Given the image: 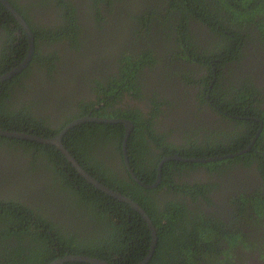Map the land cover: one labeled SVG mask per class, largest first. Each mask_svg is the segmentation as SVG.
<instances>
[{
	"label": "trees",
	"instance_id": "trees-1",
	"mask_svg": "<svg viewBox=\"0 0 264 264\" xmlns=\"http://www.w3.org/2000/svg\"><path fill=\"white\" fill-rule=\"evenodd\" d=\"M161 2L160 5L164 9L166 7L165 10L151 5L147 6L146 14L144 13L142 16V20L145 22L143 26L146 25L144 26L146 33L142 29L137 37L147 41L154 31V38L159 37L158 39H160L161 37L165 41H169L174 35L170 32L174 29L178 32L176 42L178 46L182 47L179 49L180 53L176 52L175 55L166 57L169 62L176 61L175 59L180 57L177 59L178 61L185 60L192 63L195 60L198 63H204L203 67L212 76L203 77L202 80L205 86L207 85L206 89H210V85L213 86L209 93L211 100L223 101L224 110L230 112L231 116L243 117L241 120L235 119L239 124L238 128L243 129L238 130L236 124L228 128L226 141L224 140L225 143L221 148H228L236 152L238 148L239 150L246 149L261 126L255 119L262 120L264 125V85L261 86L260 81L258 84L254 81L255 73L249 74L243 71L245 65L248 64L246 70H262L260 73L264 75V0H161ZM16 6L18 7V5ZM3 10L5 9L0 4V12ZM73 13L72 10L68 16V23L69 21L72 23ZM187 21H191V24L193 21L192 25H196V28H203L204 32H201L209 35L211 43L206 50L208 56L206 62L196 55L199 53L197 51L199 46L192 41L194 32L188 26H184ZM36 33L38 37L39 34L37 31ZM129 33H132V30ZM7 39V46L11 41L16 40L13 36ZM25 43L26 38H21L19 50L16 53L20 62L27 55L28 47ZM6 45H4V50H6ZM142 54H145L149 65L154 63L152 57L154 49L149 48L147 51H142ZM123 55L125 56L117 59L120 62V77H115L113 81L110 80L111 95H115L117 89L114 85L116 84L127 88L135 87L144 70L143 66L140 67L131 59L134 55L132 52ZM1 57L3 63H0V74L9 71L5 69V66H11L12 69L19 64L14 63L15 60L13 61L12 57L6 60V55L1 54ZM42 58L43 55L37 53L33 61L39 63ZM209 59L210 61H208ZM165 63H167L166 58ZM49 64H43L40 73L44 68L48 69L49 66H52L53 69L56 68L53 61ZM32 69H28L15 76L14 79L12 78L13 80L0 85V129L53 138L72 120L69 119L62 125H53L46 106L43 104L47 102L48 98V90L44 88V83L46 84L47 81L36 78L34 86L25 84L28 76L35 73L32 72ZM130 69L137 70L136 72H127ZM51 70L49 68V71ZM240 70L241 72H238ZM175 71L177 70L175 69ZM126 72L127 74H124ZM181 74L189 73L182 71ZM261 77L262 75L257 80H260ZM38 85H41L42 90L36 88V92H41L35 97L36 102L29 103L24 93H30L31 91L28 92V90ZM222 88L223 92L219 94ZM17 89L20 91L16 92ZM114 105L116 106V101L112 104L115 108ZM108 117L111 116H105V118ZM122 117L129 118L127 115ZM226 119L230 124L235 123L234 119L229 116ZM57 122L61 121L58 119ZM140 123L141 121L136 122L135 125L134 132L137 131L138 134L141 133ZM118 131H121L119 126L110 127L84 123L70 130L65 135L63 142L67 150L84 164L100 182L106 185L108 183L109 187L122 192V189L109 183L107 174L110 171L103 168L104 163L98 162V168H96L89 164L90 160L87 159L93 156L92 152L97 150L96 147H100L99 151L105 158L113 156L114 152L104 150L103 142L106 140V144H114L118 149ZM142 137L143 134H141ZM211 137V140L207 139L202 147L204 151H212L213 154L210 152V156H205L199 153L200 155H196L197 159L224 156L235 152H222L218 147L220 139H214L219 137H213V135ZM196 142L198 144L199 140L197 139ZM143 144L144 150L147 149L145 139H143ZM0 150H2V154H8L9 150L15 153L21 150L25 154L24 157L32 159L27 164L25 172L21 169L18 170L14 180L9 178L8 174H4L5 166L3 168L0 163V180L4 178L12 184V188L7 191L10 195L0 197V264H50L68 253L108 259L107 261L111 264H115L112 262L113 257L119 252H123L124 246L127 250L129 248L124 237L129 232V227H132L133 231L143 227L145 229L144 235L138 234L134 237L139 241L138 248L146 250L144 253L138 252L135 256L133 255L131 264H139L144 259L151 241V234L145 222L134 217L129 221L124 216L134 211L129 205L108 197L79 176H76V180L73 176H68L69 172L65 167L70 169L72 167L56 146L0 136ZM257 150H260L261 153H257ZM2 154H0V162L5 156ZM173 154V152H165L154 156L152 158L155 162L154 166L157 167L164 157ZM244 157L250 159L245 160L247 162L243 166L246 167L252 161H256L264 177V127L253 147L252 155L247 154ZM24 159L21 158V160ZM4 160L7 164L9 159L5 157ZM233 160L238 162V159ZM172 164L181 167L187 165L177 162H169L165 165ZM150 165L151 163L145 165L146 173L150 171ZM40 171L50 172L47 177L43 178L45 183L49 185V181L53 182L56 194H59L58 190L66 191L67 196L64 195L66 200L60 199L57 204L52 200L54 189L51 188V192L48 186H46V192L41 189V186L39 189L24 188L27 183L37 182L35 172ZM124 184L125 182L120 180L118 187H122ZM206 192V189H202L197 194L193 201L195 206L189 200L178 199L162 201L163 208L156 197L146 204L144 203L146 201L143 202L134 196H128L147 207L157 229V249L147 264H242L244 262L236 261L238 257L240 260L241 258L244 260L250 256L254 257L256 254H259L260 258L264 260V193L253 199V204L249 202V199L243 197H241L240 204H237V199L233 200L237 207L233 206L234 210L228 221H222L219 232L223 231V233L221 236L216 234L214 240L212 237L214 229L211 230L210 238H204L205 234L198 232L199 229L208 228L210 222L204 223L205 214L194 212V210L199 213L203 212L205 204L212 206V201L207 197ZM12 194L14 196H11ZM66 205L70 214L72 210L78 213L87 212L85 218L81 217L79 226L73 221L65 219L63 208ZM191 214L196 217L197 223L183 220V218H191ZM234 221L236 224H232ZM238 225L242 227L245 225V227L236 232L235 228L238 229ZM191 234H195L193 239L190 238ZM168 236H171L172 240L168 242L169 250L166 251L165 245ZM221 239L223 244L218 242Z\"/></svg>",
	"mask_w": 264,
	"mask_h": 264
},
{
	"label": "flooded vegetation",
	"instance_id": "flooded-vegetation-1",
	"mask_svg": "<svg viewBox=\"0 0 264 264\" xmlns=\"http://www.w3.org/2000/svg\"><path fill=\"white\" fill-rule=\"evenodd\" d=\"M8 2L16 10L17 14L20 15L21 20L0 1V4L5 9L3 12H0V63H3L1 54H4L6 55L5 60L12 57L13 61L15 60L14 63L19 64L12 69L11 66H5V69L9 71L6 70L7 72L0 74V77L19 69L17 73L4 81L6 82L33 68L32 72L35 73L28 76L25 84L27 86H34L36 78L47 81L46 84L43 83L45 90H48V98L47 102L43 104H45L47 113L50 115L54 126L62 125L63 122L71 119L72 121L65 126L67 127L76 120L87 118L114 121L126 120L132 123L131 134L126 140L127 126L124 123L85 122L110 127L119 126L121 128V131H118V149H116L114 144H106V140L103 142L104 150L114 152L113 156L105 158L99 151L100 147H96L97 150L94 153L91 151L93 156L87 159L90 160L89 164H92L96 168H98V162L104 163L103 168L110 171L107 174L109 183L122 189V192L109 187L108 183L106 185L100 182L84 164L76 157H73L89 175L101 184L130 198L142 207L155 227L156 236L157 229L147 207L141 205L140 201L139 203L128 196H134L143 202L146 201L144 202L146 204L156 197L161 208H163V202L176 201L178 199L189 200L195 206V202L193 203V201L197 194L202 189H206V195L212 201V206L205 204L203 212L199 213L196 210L194 212L205 214L204 223L210 222L208 228L199 229L198 232L205 234L204 238H210L211 230L214 229L215 232H212V237L215 240L216 234L221 236L223 233V231L219 232L222 221H228L234 210L233 206L237 207L233 200L237 199V204H240L241 197H243L249 199V202L253 204L252 200L259 194L264 193V177L258 167V163L252 161L250 165L243 166L247 162L245 160L250 159L244 156L247 154L252 155L253 147L257 143L261 132H263V121L255 119L261 126L246 149L239 150L238 148L236 149L237 152L228 148L222 149L221 147L225 143L224 140L226 141L228 128L235 124L238 128L239 124L235 119L241 120L243 117L231 116L230 112L224 110L225 104L223 101L211 100L209 93L213 86L210 85V89H206L207 85L205 86L202 80L203 77L212 76L203 67L204 63H198L195 60L192 63L185 60L178 61L177 59H180V57H177L176 61L169 62L166 56L171 57L182 48L177 45L176 39L179 34L175 29L170 32V34L173 33L174 35H172L173 38L169 41H165L161 37L160 39H158L159 37L154 38V31H152L150 39H145L147 41H144V38L137 37L139 36L138 33L142 29L144 31V26H146H143L145 22L142 20V16L144 13L146 14L148 5L162 10L166 9V7L164 9L160 5L162 3L161 0H103L102 2L101 0H8ZM15 5H18V7L16 6L18 9ZM72 10L74 11L72 23L70 21L68 23V16ZM192 24L191 21H187L184 26H188L194 32L192 34L194 36L192 41L199 46L197 49L199 53L196 55H198L199 59L206 62L208 57L206 50L211 43L209 35L201 32H204L203 28H196V25ZM28 30L34 35L35 49L29 61H27L30 55ZM130 30H132V33H129ZM36 31L39 34L38 37ZM144 32L146 33V30ZM10 36H13L16 40L11 41L10 45L7 46L6 41ZM21 38H26L27 44L25 43V45H27L28 51L24 60L20 62L19 56L16 53H18ZM4 45H6V50H4ZM143 46L148 47L143 48ZM149 48L154 49L152 57L154 63L157 62L156 64L151 63L149 65L145 54H142V51H147ZM129 52H132V55L134 54L131 59L140 67L143 66L144 70L142 69L143 72L135 87L127 88L116 84L114 85L117 89L115 95H111L110 80L113 81L115 77H120L121 73L119 71L120 62L117 59L125 56L123 55L124 53ZM37 53L43 55L39 63L33 61ZM165 58L167 59V63H165ZM51 61L56 65V68L53 69L52 66H49L48 69L44 68L42 70L43 74L40 73L43 64H49ZM245 63L247 62L245 61ZM247 66L248 64L245 65V70L243 69V71L249 74L255 73L254 81L257 84L260 81V85L263 86L264 75L260 73L262 70L255 69L249 71L246 70ZM49 68L52 70L49 71ZM136 70L130 69L127 72H136ZM182 71L189 74L182 75ZM127 72L124 74H127ZM238 72H241V70ZM261 75L260 80H257ZM25 80L26 77L24 78V82ZM4 82H1L0 85ZM48 82L50 83L48 84ZM15 86L16 84L14 88ZM36 88H39L37 90H42L41 85H38L28 90V92L31 91L30 93H24L29 103L36 102L34 99L41 92H36ZM19 91V89L16 90V92ZM222 92L223 88L219 94ZM204 95L205 97H202ZM115 101L116 106L114 105V108L112 104ZM57 103L59 104L58 106ZM86 104L88 106H85ZM92 104L94 105L90 106ZM123 115H127L129 118L122 117ZM105 116L111 117L105 118ZM228 116L233 118L235 123L230 124L229 120L226 119ZM58 119L61 121L60 123L57 122ZM139 121H141V133L138 134L137 131H134L136 122L138 123ZM65 127L60 130L59 134ZM240 129L243 128H238V130ZM141 134H143L142 138ZM212 135L213 137H219L214 139H220L218 147L221 148L222 152H235L224 156L197 159V156L200 155L199 153L205 156H210V152L213 154L212 151H204L202 147L207 139L211 140ZM6 138L14 139L10 137ZM143 139L146 140L147 149L145 150ZM197 139L199 140L198 144L196 142ZM124 150H126V153ZM165 152H173L174 154L164 157L157 167L154 166L155 162L152 158ZM257 153L260 154L261 151L257 150ZM0 154H2V150H0ZM2 155H5L0 162L3 168L5 166L3 169L4 174H8V177L12 180L15 179L18 170L21 169L25 172L27 164L32 160L27 156L24 157L25 154L21 150L17 153L14 151L10 152L9 150L8 154L3 153ZM184 155L186 156L184 157ZM5 157L9 159L7 164H5ZM21 158L25 159L21 160ZM208 159L216 160L208 161ZM233 159H238V162ZM226 160L233 161L228 162ZM169 162L185 163L187 165L184 167L173 165L174 163L172 165H165ZM213 162L217 163L214 164ZM68 163L72 167V169L65 167L69 172L68 176H73L75 180L77 179L76 176L86 180L72 163L69 161ZM150 163V171L146 173L145 165ZM142 167L143 169H140ZM48 173L50 172H35V177L37 178L35 179L37 181L35 182V188L39 189L41 186L44 192L47 191L46 186L49 187L51 192V188H53L52 200L59 204L60 199L66 200L64 198L66 191L58 190L59 194L54 193L53 182L49 181L48 185L43 179L44 176H48ZM120 180L125 182L122 187H118ZM86 182L90 184L87 180ZM11 188L12 184L10 181L4 178L1 179L0 197L10 195L7 191ZM24 188L26 189V186ZM106 195L113 198L108 194ZM11 196H14V194ZM130 207L134 211L124 216L129 221L132 217L137 218L139 221H144L151 234L149 250L144 257L145 259L152 249L153 230L143 215L132 206ZM63 209L65 211V219L73 221L78 226L81 223V217L84 216L85 218L87 213L86 211L78 213L72 210L70 214L67 205ZM247 214L251 215L250 213ZM183 220L197 223L196 217L192 214L191 218H183ZM232 224H236V221ZM244 227L245 225L243 227L239 226L235 230L237 232ZM128 230L129 232L124 237L128 242L129 248L127 250L124 246V251L119 252V254L113 257L112 262L115 264H131L133 255L135 256L138 252L144 253V250H146L138 248L140 245L139 241L134 237L138 234L144 235V227L136 231H133L132 227H129ZM222 230L224 229L222 228ZM194 235L191 234L190 238L193 239ZM171 240V236H168L167 244L165 245L166 251L169 250L168 242H171ZM218 242H222L223 244L222 239ZM157 245L154 252L157 249ZM70 255L74 256V254L68 253L57 258V260H64ZM97 259L111 264L107 261L108 259ZM236 261L239 263L238 259ZM68 263L81 262H65L63 264ZM245 263L264 264V260L260 258L259 254H256L254 257L250 256V258L244 259V263L242 264Z\"/></svg>",
	"mask_w": 264,
	"mask_h": 264
},
{
	"label": "water",
	"instance_id": "water-1",
	"mask_svg": "<svg viewBox=\"0 0 264 264\" xmlns=\"http://www.w3.org/2000/svg\"><path fill=\"white\" fill-rule=\"evenodd\" d=\"M18 19L21 20L20 15L17 14L16 10L10 5V3L8 2V0H0ZM24 23V22H22ZM28 36L30 39V55L28 56L27 61H29L34 53V35L32 34L31 31L28 30ZM24 67V66H23ZM19 70V69H18ZM11 72L9 74H6L2 77H0V83L4 82L7 78H10L13 74L17 73V71ZM85 122H106V123H124L127 126V134H126V140L128 139L129 135L131 134V130H132V123L128 122L126 120H97L94 118H87V119H82V120H76L74 122H72L71 124H69L67 127H65V129L56 137L54 138H46V137H40L37 135H33V134H28V133H20V132H15V131H4L0 129V135L1 136H6V137H10V138H17V139H24V140H29V141H33V142H38L41 144H46V145H54L57 147V149L59 151H61V153L66 157V159L72 163L74 165V167L77 169V171L90 183L92 184L94 187H96L97 189H99L100 191L104 192L105 194H108L110 196H112L113 198H116L118 200H120L121 202H124L130 206H132L135 210L139 211L143 217L145 218L146 221H148L150 228L153 230V243H152V249L149 253V255L139 264H147L153 257L154 255V250L155 247L157 245V236L155 233V227L152 224V221L149 219V217L147 216V214L145 213V210L140 207L137 203H135L133 200H131L130 198H127L125 196H123L120 193H117L111 189H109L108 187L104 186L103 184H101L99 181H97L94 177H92L91 175H89L78 163V161L73 157V155L66 149L65 145L63 144V139L65 137V135L67 134V132L78 125H81ZM126 153V150H124ZM219 159V158H217ZM216 159H208V161H214ZM198 162V161H196ZM161 177V176H160ZM161 179V178H160ZM144 185V184H143ZM65 262H81V263H88V264H109L106 261H102L100 259L97 258H92V257H87V256H76V255H70L68 257H66L64 260H57L54 261L50 264H63Z\"/></svg>",
	"mask_w": 264,
	"mask_h": 264
},
{
	"label": "rangeland",
	"instance_id": "rangeland-1",
	"mask_svg": "<svg viewBox=\"0 0 264 264\" xmlns=\"http://www.w3.org/2000/svg\"><path fill=\"white\" fill-rule=\"evenodd\" d=\"M28 187H33V188H35L36 186H35V183H31V184L27 183L26 188H28ZM248 258H250V257H248ZM246 259H247V258H246ZM238 260L241 261V262H244L243 258H241V260H240L239 257H238ZM245 264H246V263H245Z\"/></svg>",
	"mask_w": 264,
	"mask_h": 264
}]
</instances>
